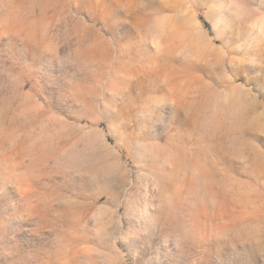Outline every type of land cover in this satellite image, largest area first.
<instances>
[{
	"label": "rangeland",
	"instance_id": "374dc122",
	"mask_svg": "<svg viewBox=\"0 0 264 264\" xmlns=\"http://www.w3.org/2000/svg\"><path fill=\"white\" fill-rule=\"evenodd\" d=\"M0 264H264V0H0Z\"/></svg>",
	"mask_w": 264,
	"mask_h": 264
}]
</instances>
